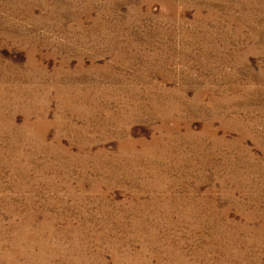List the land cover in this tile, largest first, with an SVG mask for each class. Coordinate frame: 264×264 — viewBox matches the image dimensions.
I'll return each instance as SVG.
<instances>
[{"label":"rangeland","instance_id":"rangeland-1","mask_svg":"<svg viewBox=\"0 0 264 264\" xmlns=\"http://www.w3.org/2000/svg\"><path fill=\"white\" fill-rule=\"evenodd\" d=\"M0 264H264V0H0Z\"/></svg>","mask_w":264,"mask_h":264}]
</instances>
